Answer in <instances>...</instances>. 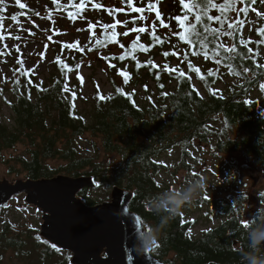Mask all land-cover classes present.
Instances as JSON below:
<instances>
[{"label": "trees", "instance_id": "1", "mask_svg": "<svg viewBox=\"0 0 264 264\" xmlns=\"http://www.w3.org/2000/svg\"><path fill=\"white\" fill-rule=\"evenodd\" d=\"M48 2L52 4L48 11L59 9L58 3ZM152 4L169 25L162 27L159 20L155 21V36L160 37L162 43L156 42L152 31L137 32L139 39L133 40L136 48L132 47L133 41H129L119 54H108L107 60L115 64L107 72L111 88L106 95L95 91L89 100L80 102L67 88L68 78L78 70L80 63L75 55L56 60L45 80L37 79L16 62L0 85V106H7L12 114L10 124L0 122L1 163L7 175L19 173L23 180L91 177L96 188H85L78 195L89 207L98 205L89 198L91 191L120 188L131 193L130 211L138 215L145 232L160 229L151 253L165 264H246L245 256L250 251L249 229L264 222V188L257 192L260 206L247 212L245 204L249 198L241 193L240 170L235 165L226 167L230 174L223 183L210 189L215 192L214 199L207 198L201 189L197 199L183 206L207 207L206 223L222 217L212 229L195 235L196 220H187L180 213L162 222L169 214L157 211L152 201L168 191L159 182L161 175L176 178L178 172L183 171L187 184L201 180L192 172L195 168L190 164L197 161L193 151L199 145H209L214 157H229L226 158L229 164L233 163L234 155L239 154L247 168L264 174V90L261 88L264 85V35L259 31L264 29V22L245 32L246 21L256 9H264V2L237 0L236 11L226 13L229 22L239 26L232 36L221 35L216 41L226 48L233 45L236 48L235 53L217 49L222 57L220 63L211 51L215 44H208L205 58V50L190 47L178 35H173L184 32L174 19L182 16L180 0H157ZM9 8L0 4V22H13L12 17L21 14L19 6ZM241 8L247 11H239ZM209 15H220V12L212 9ZM130 23L134 29L140 28L137 20ZM211 27L219 28L220 24L211 22ZM167 30L170 35L163 33ZM224 30H228L227 24ZM112 33L102 32L88 47L89 52L108 51L109 46L119 40L117 35L113 38ZM241 40L245 43L241 44ZM139 45H144L147 51ZM121 56L124 59H120ZM196 60H201V68L195 64ZM197 68L199 73L194 70ZM121 71L128 76L127 82L125 76L119 74ZM193 76L205 97L195 88ZM225 79L238 82L231 86L226 97L215 89ZM135 85L147 96L144 101L135 88H129ZM4 91L8 92V98H4ZM78 101L79 105L87 104L83 111L78 108ZM19 145L25 148L22 154L5 158L4 153L16 150ZM169 152L176 153L175 168L161 159ZM52 161L59 164L51 166ZM0 249H13L17 255L27 257L34 251L39 252L40 264L48 260L55 261L54 264H70L71 261L70 253L57 251L58 248L42 239L37 230L16 232L8 222L0 228ZM25 249L29 253H25ZM260 253L264 254V245Z\"/></svg>", "mask_w": 264, "mask_h": 264}, {"label": "rangeland", "instance_id": "2", "mask_svg": "<svg viewBox=\"0 0 264 264\" xmlns=\"http://www.w3.org/2000/svg\"><path fill=\"white\" fill-rule=\"evenodd\" d=\"M48 1L21 0V3H24L26 7L19 10V13H21L19 17H16L13 22L4 23V20L0 22V33L3 34V37L0 38V82H2L0 85L6 81L8 72L14 69L16 62L31 72L37 79L45 80L51 69L53 70V64L56 60H61L68 55H75L80 59V63L78 70L68 78L67 88L77 95L80 102L85 99L89 100L95 91L105 95L108 94L111 87L107 72L115 62L109 61L105 57L108 54H119L123 48L121 45L124 46L125 43L137 38V31H132L134 25L130 22L137 20L140 28H146L145 32L152 31V22L156 21V7L153 6L151 11H145V19H140L141 14L131 9L133 7L147 9L148 3H156L157 0H132L131 5H124L120 0H85V8L80 11L74 6L79 4L80 0H57L59 9H50V11H48V8H52V4H49ZM3 3L9 6L10 10L18 6L15 0H4ZM69 7H73L70 12L67 10ZM261 22H264V9L262 11L256 9L250 19L246 21L245 32L247 28L255 27ZM127 23H129L128 26L126 25ZM105 25L108 26L107 29H105ZM102 32L116 33L119 37L118 42L109 46L108 51L90 53L88 47L100 37ZM125 32L128 35H124L123 33ZM163 33L170 35L168 30ZM172 64L175 65L176 61L172 62ZM195 64L200 66V68L202 67L201 60H196ZM193 84L200 94L205 97V92L195 76H193ZM236 84L238 82L235 80L225 79L215 89L220 95L226 97L231 86H236ZM129 88H135L139 93L142 91L138 85L129 86ZM3 96L8 98V92L4 91ZM255 96L258 97V94H253V97ZM140 97L142 101L147 98L141 93ZM79 101L77 103L78 108L83 111L87 104L80 103L81 105H79ZM11 116L9 108L1 105L0 122L10 123ZM24 151L25 148L19 145L16 150L6 152L3 155L8 158L22 154ZM193 152V156L197 161H190V164L194 165L195 168L192 172L197 173L203 181L202 189L203 193L207 194V198L214 199V196H216L215 192L210 189L224 182L228 174H230L229 169L226 167L231 165H235L240 170L241 193H245L250 201L253 198H257V192L264 188V174L251 167L247 168L246 163L239 154H235L232 159L233 163L229 164L230 161H227L226 158H229L227 156H212L209 145H199L197 150ZM175 157V152H169L164 154L161 159L169 166L175 168L177 159ZM50 164L55 166L59 162L52 161ZM242 166H245V169H242ZM173 177L171 175H161L159 182L167 190L172 191L187 185V177L183 171H179L176 178ZM26 181L23 180V175L19 173L11 176L7 175V170L0 160V184L14 185L18 182ZM111 192V188H103L91 191L88 196L92 201L101 204L105 200H110ZM194 199H197V197ZM248 201L245 204L247 212L257 208H251ZM0 210H3L0 211V228L4 222H8L12 224L16 232L32 228L37 230L39 235V228L42 224V212L26 203L25 194L10 200ZM206 211L207 207H183L178 213L187 220H196L197 225L193 233L198 235L202 231L212 229L223 220L222 217H216L214 222L206 223ZM25 247L28 246L26 245ZM24 252L29 253V250L25 249ZM32 252L30 251V253ZM62 253L66 255V253ZM17 254L13 249L5 251L0 249V264H40L38 263L40 259L39 252L34 251L29 257ZM54 263L55 261L48 260L43 264Z\"/></svg>", "mask_w": 264, "mask_h": 264}, {"label": "water", "instance_id": "3", "mask_svg": "<svg viewBox=\"0 0 264 264\" xmlns=\"http://www.w3.org/2000/svg\"><path fill=\"white\" fill-rule=\"evenodd\" d=\"M120 1L129 5L127 0ZM96 186L91 177L84 176L2 183L0 209L25 194L26 203L42 212L40 237L70 253L71 264H165L151 249L138 253L133 247L145 230L138 215L130 211L131 193L113 188L109 201L92 207L78 198L83 189ZM249 201L251 208L260 206L257 198Z\"/></svg>", "mask_w": 264, "mask_h": 264}, {"label": "snow or ice", "instance_id": "4", "mask_svg": "<svg viewBox=\"0 0 264 264\" xmlns=\"http://www.w3.org/2000/svg\"><path fill=\"white\" fill-rule=\"evenodd\" d=\"M16 4L21 8L24 9L26 5L24 3H21V0H15ZM237 0H224L223 3H216L215 0H180L181 6H182V16H176L174 19L177 22V25L180 29H184V32L181 33H173V35H178L179 39L182 41H185L190 47H200L201 49L205 50L204 55L205 58H207V48L209 43H213L216 46L211 50L213 55L217 58V63L221 62V54L217 49H223L225 53H235L236 48L235 45L232 47H225L224 44L219 43L216 44V41L219 39L221 35H227L232 36L234 31H236V28L239 26V24L234 25L232 22H229V18L227 17L226 13L228 11H236L235 4ZM247 0H240V3H246ZM252 3H255V0H251ZM264 2V0H262ZM3 3V0H0V4ZM53 3H57V0H53ZM127 3L131 5L132 0H127ZM78 11L83 10L85 8V0H80L79 4L74 5ZM99 7V5H97ZM153 8L152 3H148L147 9L142 7H133L131 10L137 13H140V19H145L144 13L145 11H151ZM215 9L220 12V15L212 16L209 15V11ZM241 12H246L247 8H241L239 9ZM38 14V13H37ZM259 15V13H257ZM13 19H16L15 16L12 17ZM156 20L160 21V25L162 27H169L168 24L164 23V20L160 17V13H156ZM211 22H218L220 24L219 28H213L211 27ZM227 24V31L224 30V25ZM107 25H105V29H107ZM155 27L156 22L155 20L152 22V35L154 36L157 43H162L160 40V37L155 36ZM132 31L139 32H145L146 28L141 27L139 29H132ZM262 35H264V29L259 30ZM124 35H128L127 32L123 33ZM113 38H115L116 33H112ZM209 37L212 39L209 40ZM139 39V37H137ZM118 42V41H117ZM99 43V41L97 42ZM245 42L241 40V44H244ZM123 47V45H121ZM133 48L137 47L136 41H133L132 44ZM139 47L145 51H147V48H145L144 45H139ZM251 52V49L248 50ZM175 54V53H173ZM196 52H193V55H196ZM165 56L168 55V53H164ZM238 55V53H237ZM107 59V57H105ZM230 59L231 57H223ZM120 59H124V56H121ZM151 63V62H149ZM114 66V65H113ZM139 66V64H138ZM153 67H157L156 65H153ZM188 67L190 69L193 68L192 64L189 63ZM165 70H168V66H164ZM197 73H199V69H194ZM245 71L248 69L245 68ZM175 71V69H173ZM122 76H125V82H127L128 76L125 74L124 71H121L119 73ZM211 75V71L208 73ZM181 76H183V73H180ZM203 78V77H201ZM262 90H264V85H261ZM67 90V88H65ZM119 91V90H118ZM103 99V97H101ZM264 195V194H262ZM248 225H245L247 227ZM55 247V245H53ZM59 251V249H56Z\"/></svg>", "mask_w": 264, "mask_h": 264}, {"label": "clouds", "instance_id": "5", "mask_svg": "<svg viewBox=\"0 0 264 264\" xmlns=\"http://www.w3.org/2000/svg\"><path fill=\"white\" fill-rule=\"evenodd\" d=\"M203 188L202 180H194L177 190H168L160 193L153 201L152 206L156 210L168 213L162 222H166L172 215L178 213L183 206L200 194ZM159 227L146 231L142 236H138L133 247L138 253H144L154 248L159 238ZM248 240L250 251L245 256L246 264H264V254L260 253L261 246L264 245V222H261L249 229Z\"/></svg>", "mask_w": 264, "mask_h": 264}, {"label": "bare ground", "instance_id": "6", "mask_svg": "<svg viewBox=\"0 0 264 264\" xmlns=\"http://www.w3.org/2000/svg\"><path fill=\"white\" fill-rule=\"evenodd\" d=\"M21 74V73H20ZM79 113V112H78ZM10 124V123H9ZM88 152V151H87ZM192 165V164H191ZM190 167V166H189ZM191 170V169H190ZM40 211V210H39Z\"/></svg>", "mask_w": 264, "mask_h": 264}]
</instances>
